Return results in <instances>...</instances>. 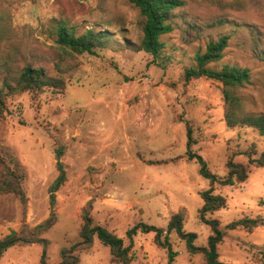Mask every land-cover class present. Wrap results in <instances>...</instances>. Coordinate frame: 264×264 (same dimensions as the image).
<instances>
[{"label":"rangeland","instance_id":"obj_1","mask_svg":"<svg viewBox=\"0 0 264 264\" xmlns=\"http://www.w3.org/2000/svg\"><path fill=\"white\" fill-rule=\"evenodd\" d=\"M180 1L183 6L171 13L173 31L161 37L164 49L153 57L123 47L125 41L136 46L142 37V18L127 0H0V85L27 66L53 73L57 62L71 64L61 74L62 93L6 98L0 145L25 169L27 203L23 210L15 196L0 195V238L49 217L48 187L57 176L55 150L62 146L66 181L56 193V222L42 234L49 242L48 264H57L60 251L80 240L81 209L88 201L93 225L114 232L125 245L127 230L138 224L166 230L171 215L184 209V231L204 247L210 230L199 220L200 194L211 187L226 200L225 208L207 215L224 232L218 261L261 264L264 166L249 165L246 154L258 158L264 139L249 128H227L221 84L186 82L184 71L210 42L227 37L223 58L210 67L247 69L249 83L236 92L239 114L264 115V0ZM60 24L75 36L108 31L119 49L67 57L56 44ZM189 153L199 155L217 179L226 176L232 158L244 166L247 180L212 186ZM169 241L177 253L173 264H205L174 234ZM41 252L39 244L11 247L0 264H40ZM132 252L133 264H168L153 233L137 231ZM76 254L78 264H114L96 238L91 249Z\"/></svg>","mask_w":264,"mask_h":264},{"label":"trees","instance_id":"obj_2","mask_svg":"<svg viewBox=\"0 0 264 264\" xmlns=\"http://www.w3.org/2000/svg\"><path fill=\"white\" fill-rule=\"evenodd\" d=\"M142 18L141 33L142 37L139 43L134 46L125 41L124 48L150 54L156 57L164 49V43L161 37L170 34L173 31L171 23V13L174 9L182 7L183 2L180 0H127ZM56 44L66 51L67 57L71 54L95 55L96 49L116 50L119 46L110 44L111 34L108 31L94 32L86 31L81 36H75L71 29L60 24L57 29ZM227 45V37H221L215 42H210L204 53H197L194 56L193 67L184 71L185 81L206 79L220 83L222 86V94L225 102L224 106V122L227 128L234 129L236 127H245L252 129L264 139V115H240L239 106L240 99L236 95L238 89L249 83V71L236 65H223L220 68L210 67L217 65L223 58V51ZM70 65V66H68ZM73 66V65H72ZM71 68V64L59 61L55 64V71L47 73L43 68L25 67L18 77L9 80L3 79L0 85V119L4 117L6 110V98L26 92H34L36 94L44 90H51L53 93H62L64 90V80L61 74L66 73ZM187 147L189 148L191 140V132L187 131ZM254 153H247L246 157L249 165L256 167L264 166V153L258 158H253ZM63 156V147L59 146L55 150V168L57 176L48 187L49 194V217L42 223L29 228L23 225L19 232L11 231L7 235L0 238V259L3 254L11 247L15 246H32L39 244L42 247L40 256V264H48L47 249L49 242L42 238V234L52 228L56 222L55 203L56 193L66 181V172L64 164L61 161ZM196 158L200 165V174L211 181L213 186L218 183L222 186L240 185L247 180V172L243 165L236 163L229 158L226 162L227 174L224 178L217 179L211 174L203 159L197 154L189 153V159ZM24 167L18 159L8 151L6 147L0 145V195H13L21 203L23 210L26 208L27 197L23 189V182L26 179ZM202 199V207L198 212L201 223L209 227L210 235L207 238L204 247L194 245L196 235L186 233L184 231L185 210L174 213L169 218L166 230L138 224L132 229L126 231L129 240L125 245L123 240L114 232L107 230L101 226H94L91 217L92 202L88 201L81 209V226L79 228V241L69 248L62 249L59 253L60 261L57 264H78L79 257L77 252L89 250L92 248L94 239L96 238L103 246L109 248L111 261L114 264H133L134 253L133 237L136 232L141 234H154V243L157 247L166 251L168 256V264L174 263L177 253L173 251L169 241V235L174 234L180 241L184 242L186 251L189 254H202L205 264H227L218 261L217 247L223 241L224 232L220 229L219 221L208 218L207 215L213 214L226 206V200L220 195L213 193V188H209L200 194ZM238 224H231L233 229ZM261 264H264V253L262 254Z\"/></svg>","mask_w":264,"mask_h":264}]
</instances>
